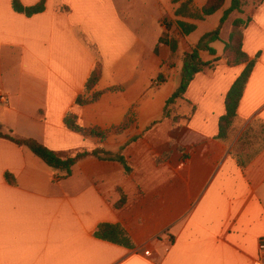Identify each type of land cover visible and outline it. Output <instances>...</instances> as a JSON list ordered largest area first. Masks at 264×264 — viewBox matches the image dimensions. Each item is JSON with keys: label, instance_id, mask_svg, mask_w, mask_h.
Instances as JSON below:
<instances>
[{"label": "crops", "instance_id": "crops-1", "mask_svg": "<svg viewBox=\"0 0 264 264\" xmlns=\"http://www.w3.org/2000/svg\"><path fill=\"white\" fill-rule=\"evenodd\" d=\"M20 1L25 7L42 2ZM156 1L158 8L170 3ZM119 3L46 0L43 13L27 18L14 11L12 0H0V133L13 132L55 152L92 149L94 140L65 127L68 113L77 115L84 128L107 130L121 125L136 109L140 112L137 123L124 134L128 140L120 153L145 144L156 171L167 175L168 183L151 196L138 183L132 199L121 184L112 181L122 174L126 178L118 164L89 158L73 168L71 177L64 178V173L48 167L29 149L0 138V264H264L260 251L264 240V139L262 146L255 144L249 150L245 168L231 156L249 128H261L264 133V2H249L244 15H232V25L238 18L251 17L243 30V45L249 58L257 60L232 140L223 144L215 138L226 114L227 94L245 66L230 67L221 60L191 84L187 99L197 112L188 124L175 130L167 150L161 152L148 141L155 128L148 135L146 132L156 123L161 104L179 89L182 58L198 43L191 44L177 30L171 32L180 41L178 52L172 54L169 47L159 44L158 36L144 37L138 28L143 31L146 21L133 27ZM205 3L194 0L199 9ZM229 7L222 9L223 14ZM175 10H167L165 18L156 21L165 33L163 21L175 20ZM208 20L184 21L200 26ZM229 38L222 37L224 44ZM215 43L211 48L216 56L200 54L204 62L223 57L225 46L220 52L213 47ZM97 64L101 80L86 93ZM160 74L167 79L164 86L176 78L179 86L157 102L151 88ZM117 88L120 91L106 93L93 104L76 105L80 97L89 99ZM141 118L151 126L139 131ZM134 139L138 140L129 144ZM166 154L170 157L156 165V159ZM135 172L134 168L133 179L128 180L136 183ZM7 174L14 177L15 184L7 181ZM119 188L128 197L122 209L115 208ZM174 197L180 203H171ZM148 203L152 212L144 228L141 209ZM156 221L158 225L152 226ZM102 224L122 225L135 247L127 249L96 238ZM142 230L146 232L141 234Z\"/></svg>", "mask_w": 264, "mask_h": 264}, {"label": "trees", "instance_id": "trees-1", "mask_svg": "<svg viewBox=\"0 0 264 264\" xmlns=\"http://www.w3.org/2000/svg\"><path fill=\"white\" fill-rule=\"evenodd\" d=\"M226 1L227 0H206L205 5L199 9L196 8L194 0H172L174 5H178L174 12L176 22L167 24L166 30L168 34L164 38L160 39L159 44L166 45L170 48L172 54H176L179 49L180 41L178 38L171 35L172 30L175 28L182 38L189 37L197 31L198 26L196 24L187 23L184 20L205 22L208 18L221 11L225 6ZM249 2L263 3L264 0H231L229 9H227L223 14L220 27L216 31L206 34L196 46L191 48L190 52L184 54L182 58L183 66L180 73V87L166 101L163 109L162 121L170 122L173 129H177L188 124L197 112L196 106L187 99L188 90L195 78L199 74L213 69L216 63L224 60L230 67L245 66L243 73L238 77L227 94L225 100L226 114L219 121V134L215 138L216 141L223 144L229 143L232 140L235 133V125L238 119V109L251 75L257 64V60H251L244 52L243 45V30H245L252 21L251 17L247 16L246 19L238 18L233 22L234 30L230 35L229 40L225 43V50L222 58H216L212 62L206 63L202 60L200 54L202 52H208L212 56H216V51L211 48V44L221 40L222 29L234 13H238L240 15L245 14L244 9ZM12 7L17 14L27 18H32L45 11L46 0H42L40 4L34 7H25L20 0H12ZM101 76V67L97 64L86 84V93L92 92L98 86ZM158 80H160L162 85L167 83L166 77L162 74L158 76ZM118 91H120L119 88L110 89L103 93L94 94L89 99L80 97L77 100L76 105L83 107L93 104L99 101L106 93H114ZM181 105L182 107H189L190 111L188 113H182L180 111ZM137 120L138 114L136 109H134L128 113L121 125L103 130L99 127L84 128L80 125L77 115L72 112L68 113L64 119L65 127L69 131L83 137L84 139L94 140L96 142V146L92 149L81 148L67 152H55L36 140L16 137L13 132L8 134L0 133V138L9 140L20 147L29 149L48 167L55 171L64 173V178L71 177L73 174V168L80 162L93 158L99 162L115 163L120 165L123 169L124 176L127 179H132L134 168L124 154H111L107 152L103 146L110 137H118L128 132L136 125ZM157 124H159V122L154 125ZM253 132L254 129L249 128L231 154L232 158H234L242 168H245L250 161L248 153L254 145L252 137ZM137 140L138 139H134L129 144L135 143ZM173 145H175L174 141L171 142V146ZM180 152L184 153L185 151L180 148ZM169 157V154L162 156V158L159 159V165L163 164ZM185 160H187V157L184 158V161ZM6 179L10 184L16 183L14 177L9 174L6 175ZM118 193L120 195V200L115 205V208L122 209L126 206L128 197L120 188L118 189ZM96 238L127 249H133L135 247L132 238L120 224L100 225L96 232Z\"/></svg>", "mask_w": 264, "mask_h": 264}, {"label": "rangeland", "instance_id": "rangeland-1", "mask_svg": "<svg viewBox=\"0 0 264 264\" xmlns=\"http://www.w3.org/2000/svg\"><path fill=\"white\" fill-rule=\"evenodd\" d=\"M169 1H170L169 6H166V4L163 3V1L159 0L160 4L163 3V7L159 6V8L157 6H155L157 4L156 0H120L119 6L122 9L125 8V9H123V10H126V12H124L125 13L124 16L127 19V21L133 27L134 26L138 27V26H140V25H138V23L143 24L146 21L147 27L144 26L143 31H142L141 27L138 28L141 30V32L144 33V37L147 36V39L150 36H155V37L158 36V38H164L168 33H165L161 29V25H159V22H156V21H157V19L165 18L167 10H168V12H173V7H174V9L177 8L178 5L174 6L172 4L171 0H169ZM197 1L202 3L203 0H197ZM230 1L231 0H228L229 3L226 7H229L231 5ZM226 7L224 9H226ZM222 17H223V10L218 12V14L216 16L209 18L208 22H206L205 24H203V25L201 24L200 26H198L197 31L189 36V41L191 42V44L199 43V41L206 34H209V33L216 31L220 27V22H221L220 19H222ZM234 17L235 16H232L230 18V20H228V22L224 25V27L222 29L221 36L225 40L228 39V37L230 36V33L233 32V30H234L233 25H232V21H233ZM175 22H176V19L175 20L166 19L163 21V25L166 27L168 23H175ZM172 32L175 33L176 29L174 28L172 30ZM222 37H221V40L216 42L215 45L213 46V47H216V49L219 51L223 50L224 46H225L224 42L222 41L223 40ZM156 80L160 82V80H158V77H156V79H154L153 82ZM172 81L173 80H171L170 83L165 85V86L160 85L159 87H154L152 85L151 93L153 95H156V96H154L155 101L159 102L160 100L164 99L165 96L170 92L172 87H173V89H174V87L178 88L179 78H176L175 82H172ZM173 83H175V84H173ZM164 106H165V103L163 102L161 104L160 108L158 109L159 114L156 117V123L159 122V124L154 125L155 124L154 123L153 126L150 129H148V131L146 132V134H147L148 132H150L151 130H153L155 128L153 130L154 132L151 133L148 141L152 140L153 145L155 146V148L159 152H161L162 150H167V143L172 139V136H174L176 133L175 132L176 129H173L170 124L161 125L163 122H165V121H162L160 119L162 114H163ZM180 111L182 113L183 112L184 113L189 112V111H187V108L182 107V105H181ZM137 113H140V112L137 110ZM141 115L143 116L142 112H141ZM162 118H163V116H162ZM160 120H161V122H160ZM145 123L146 122H143V119L141 118L139 131L145 130L147 126H149V127L151 126L148 123L147 124H145ZM263 134L264 133H263V130L261 128L259 129V131L254 129L252 137H253L254 145L256 144L255 147H260L263 145V139H264V136H262ZM133 135H135V134H133ZM257 138L259 139V141H257L258 140ZM127 140H128V136H126V135H122L119 137H112L107 141L106 145H104L103 148L111 154H118L121 152V149L124 146L123 144ZM123 154L129 159V161L131 162V164L135 168L136 183L128 180L127 178H122L123 174H122V177L119 175L113 176L112 181H117L119 184H121L124 191L128 194V196L130 198L133 199L134 195H136V188H137V185H139L138 183L143 184L145 186L148 196H151L156 191H158L161 187H164L167 185V183H168L167 182V175L163 176V175H161V173L156 171V166H155L154 162L152 161V159H150V156L148 155V152L146 151L145 144H139L138 146H136L132 149H128ZM160 158H162V157H159L156 159V165H158V166H161V165H159V159ZM152 170H155L156 172L154 173V172H152ZM163 192L167 193V189L163 190ZM138 194H139V196H143L142 190H139ZM159 198L160 197H158L156 199V201ZM156 201H154L153 204H155ZM179 201H181L180 198L174 197V198H172L171 203L177 204V203H180ZM164 203L167 204V200H165ZM151 205H152L151 203H148L147 207L145 205L141 209V216H142V222H143V223H141L142 225L145 224V221L150 216V212H152L151 207H150ZM137 210H139L138 207H137ZM152 216L154 218L155 215L152 214ZM157 225H158L157 221L153 222V224H152V226H155V227ZM143 227L145 228L148 226L143 225ZM144 232H146V230H142L141 234H143Z\"/></svg>", "mask_w": 264, "mask_h": 264}, {"label": "built area", "instance_id": "built-area-1", "mask_svg": "<svg viewBox=\"0 0 264 264\" xmlns=\"http://www.w3.org/2000/svg\"><path fill=\"white\" fill-rule=\"evenodd\" d=\"M152 85L154 87H159L162 84L159 81L156 80V81H154L152 83ZM260 251H261V253H264V240L260 241ZM146 255L149 256V252H146ZM256 264H262V263H261V261H258Z\"/></svg>", "mask_w": 264, "mask_h": 264}]
</instances>
